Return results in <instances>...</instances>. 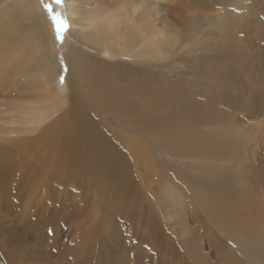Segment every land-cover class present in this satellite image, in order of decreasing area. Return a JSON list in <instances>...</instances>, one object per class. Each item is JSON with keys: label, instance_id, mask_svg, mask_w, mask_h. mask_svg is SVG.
Here are the masks:
<instances>
[{"label": "rangeland", "instance_id": "1", "mask_svg": "<svg viewBox=\"0 0 264 264\" xmlns=\"http://www.w3.org/2000/svg\"><path fill=\"white\" fill-rule=\"evenodd\" d=\"M159 1L156 6L165 4ZM44 4H52V0L41 2L46 12ZM69 5L65 0L62 6L52 4L54 13L67 23L71 19ZM46 14L51 36L62 47L66 32L62 41L57 40L53 22ZM163 16V12L158 13V25L164 26ZM169 19L177 21L174 15ZM262 28L248 30L247 37L238 36L247 38L248 64L236 67V72L226 69L228 65L218 58L202 56L197 61L202 62V67L194 77L168 78L169 85L163 86L160 81L163 79L156 74L155 97L166 110L176 105H191L195 119L189 127H194L198 134H212V143L202 144L210 146L204 147L207 152L182 155L183 151L179 150L186 144L166 131L148 133L141 137L144 140L141 143L129 127L114 117L104 120L112 137L127 148L126 158L138 172L136 185H130V189L138 188L143 195L110 200L85 178L63 186L37 172L33 159L30 162L36 169L37 181L26 186L22 179V156L10 157L0 149V155L8 160L6 163L0 160V264H227L222 258L217 259L209 243L212 236L217 248L230 250L242 260L241 264H248L230 247L227 237L236 232L245 235L264 232ZM70 30L69 26L67 31ZM219 37L214 32L205 38L218 41ZM166 52L163 59L167 58ZM19 82L14 77L4 80L6 87L0 86V145L8 143L4 140L34 137L36 133L26 132L47 125L49 117L64 109L59 101L60 94L67 92L62 76H56L55 89L46 91L49 99L41 103H33L39 91H19L16 87ZM19 85L34 88L27 77ZM21 106L28 113L37 112L38 120L41 117L49 120L34 124L23 117L10 119L20 115ZM51 107H56L58 112L53 114ZM227 128L228 133L223 134ZM140 143L144 154L135 157L133 145ZM224 146L238 150L229 164L217 158ZM210 163L227 165L225 187L217 186V179L207 173ZM10 170L13 174H9ZM6 180L14 193L4 189ZM244 204H260L263 209L254 217H240L239 210ZM150 215L162 236L152 232ZM212 243L215 245L213 239Z\"/></svg>", "mask_w": 264, "mask_h": 264}, {"label": "bare ground", "instance_id": "2", "mask_svg": "<svg viewBox=\"0 0 264 264\" xmlns=\"http://www.w3.org/2000/svg\"><path fill=\"white\" fill-rule=\"evenodd\" d=\"M65 1L70 3L68 25L72 33L66 31L61 47L51 36L43 0H0L1 88L7 86L5 79L15 77L21 83L27 77L34 88L18 83L17 90L39 91L33 103H41L49 99L45 92L55 89L56 76H62L67 85V92L60 94L64 108L60 114L49 117L47 125L26 132L36 133L34 137L4 140L8 143L0 149L10 157L22 156L26 186L37 181L30 162L33 159L37 172L63 186L85 178L110 200L143 195L138 188L130 189V185H136L138 172L126 158L127 148L112 137L104 120L114 117L141 143V137L148 133L166 131L186 144L182 150L174 148L183 151L182 155L207 152L204 147L210 146L202 144L210 145L212 134H198L189 127L195 119L193 107L181 104L166 110L155 97L154 79L158 74L163 79L161 84L168 86V78L194 77L202 67V62H197L202 56L218 58L234 72L236 67H245L248 30L264 27V0H160L165 3L160 7L156 6L158 0ZM159 12L164 13V26L157 24ZM170 15L177 21L170 20ZM214 32L220 35L218 41L205 38ZM239 35H246V39ZM203 39L208 41L204 43ZM165 52L167 58L163 59ZM51 108L53 114L58 112L56 107ZM36 113L22 107L20 115L10 119L24 118L34 124L49 120H38ZM141 143L133 145L135 157L144 154ZM237 155L235 147L224 146L217 158L229 164ZM0 160L8 161L2 155ZM226 167L210 163L206 169L219 187H225ZM9 174H13L11 170ZM9 184L6 180L4 189L14 193ZM261 208L260 204H244L239 216L254 217ZM149 218L152 232L162 236L153 217ZM211 238L209 243L217 259L241 264L239 257L226 248H217L215 237ZM227 240L248 264H264V232H236Z\"/></svg>", "mask_w": 264, "mask_h": 264}, {"label": "snow or ice", "instance_id": "3", "mask_svg": "<svg viewBox=\"0 0 264 264\" xmlns=\"http://www.w3.org/2000/svg\"><path fill=\"white\" fill-rule=\"evenodd\" d=\"M64 0H52V4L57 6H62ZM52 4H44L46 12L49 14L53 25L55 27L56 39L62 41L63 33L66 32L69 28V25L65 19H62L58 13H54Z\"/></svg>", "mask_w": 264, "mask_h": 264}]
</instances>
